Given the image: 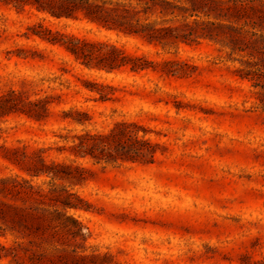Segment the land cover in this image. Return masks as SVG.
Listing matches in <instances>:
<instances>
[{
    "label": "rangeland",
    "instance_id": "1",
    "mask_svg": "<svg viewBox=\"0 0 264 264\" xmlns=\"http://www.w3.org/2000/svg\"><path fill=\"white\" fill-rule=\"evenodd\" d=\"M78 17L55 19L30 5L0 2V97L13 91L21 108L46 102L39 120L0 105V177L24 175L1 145L43 148L47 163L81 170L76 180L33 181L84 201L85 209L68 210L85 227L84 239L58 229L53 241L32 248L75 249L91 256L85 264H264V90L246 77L264 85V41L253 55L209 38L161 47ZM37 22L115 42L156 62L178 60L187 74L165 75L161 65L140 72L88 69L62 46L30 34ZM255 31L264 36V28ZM92 82L114 87L112 98L98 99ZM119 121L134 122L138 136L156 144L153 162L67 150L74 135L106 133ZM109 152L107 144L97 149L102 157ZM0 233V245L11 248L0 264H30L33 250L2 218Z\"/></svg>",
    "mask_w": 264,
    "mask_h": 264
},
{
    "label": "trees",
    "instance_id": "2",
    "mask_svg": "<svg viewBox=\"0 0 264 264\" xmlns=\"http://www.w3.org/2000/svg\"><path fill=\"white\" fill-rule=\"evenodd\" d=\"M12 3L22 9L33 6L55 19L84 18L100 28L114 31L124 37H132L161 47L178 43H191L198 38L220 41L231 52L249 48L248 54L257 51L255 44L263 43L264 36L255 29L264 28V1L258 0H0ZM249 26V28H246ZM30 34L50 44L62 46L74 60L88 69L113 72L127 68L131 72L156 69L161 65L165 75L183 76L182 63L178 60L164 59L161 62L150 60L145 54L127 51L123 46L109 40H92L71 33L53 30L37 22L28 27ZM249 33V38L245 35ZM254 36V39L252 38ZM239 44H244L242 47ZM263 46V45H262ZM264 48V46L262 47ZM253 80V86L264 90V85L255 76H246ZM89 90L98 93V99L112 98L114 87L108 84L92 82ZM17 96L13 91L0 97V105L11 111H20L37 120L46 109L43 100L28 102L24 108L17 107ZM264 106L263 98L259 99ZM83 122L78 117H72ZM138 126L134 122L119 121L106 133L86 132L71 137L72 145L67 149L75 156L90 155L96 159L121 160L150 163L154 160L156 144L138 136ZM67 138V137H66ZM75 139L77 141H75ZM107 144L110 152L102 157L97 153ZM3 156L18 166L24 175L14 173L0 177V218L8 222L9 230L16 238L21 237L33 250L26 257L30 264H85L90 255L56 247L58 251L38 252L43 243L54 240L56 231L61 229L73 239H84L81 222L68 214L69 209H85L84 201L74 193L62 188L55 191L53 184L47 189L35 183L33 178L47 176L52 179L76 180L81 170L78 166L45 161V149L36 148L30 152L25 147H7ZM58 147L57 150H64ZM95 150V152H94ZM3 235V233H0ZM17 245L23 241L15 239ZM28 244L25 246L28 247ZM35 247V248H32ZM10 247L0 245V257L10 254ZM60 252V253H58ZM49 253V252H48ZM65 253V254H64Z\"/></svg>",
    "mask_w": 264,
    "mask_h": 264
}]
</instances>
